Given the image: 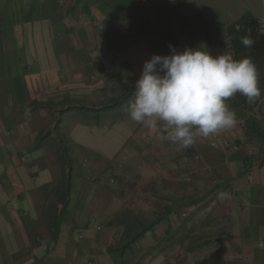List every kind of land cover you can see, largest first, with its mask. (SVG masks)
I'll return each instance as SVG.
<instances>
[{
  "label": "crops",
  "instance_id": "crops-1",
  "mask_svg": "<svg viewBox=\"0 0 264 264\" xmlns=\"http://www.w3.org/2000/svg\"><path fill=\"white\" fill-rule=\"evenodd\" d=\"M102 1L89 7L95 23L83 24L62 0H0V264H138L122 246L127 216L161 242L176 233L183 194L226 189L234 256L264 264V152L252 140L264 132L242 118L185 149L113 106L111 70L128 62L140 76L145 60L170 49L124 48L132 18L124 9L112 22ZM189 1L209 29L202 0ZM217 8L219 43L246 14L264 23V0H217ZM185 47L193 39L178 38L175 48ZM102 96L111 99L91 106Z\"/></svg>",
  "mask_w": 264,
  "mask_h": 264
},
{
  "label": "rangeland",
  "instance_id": "rangeland-1",
  "mask_svg": "<svg viewBox=\"0 0 264 264\" xmlns=\"http://www.w3.org/2000/svg\"><path fill=\"white\" fill-rule=\"evenodd\" d=\"M144 4L151 11V23L154 26L153 34L147 36H134L129 39H125L124 48H129L135 44L144 43L145 52L148 49L164 48L167 45L175 47L173 39L167 34V2L171 0H150L143 1L138 0ZM98 0H62V7L64 9H70V15L76 20L82 21L83 24L90 20L89 23H95L88 13L90 12V4H96ZM204 8L207 12L209 24L211 27L210 35L214 36L215 50L211 51L212 54L223 52L230 54L234 57L232 51L231 42L227 40V43L220 42L221 38L225 34L220 27L222 18L218 17L217 0H202ZM101 8L105 10L107 5L109 14L115 16L111 19L112 22H116L121 19V12L126 9L131 16L133 25L136 28V33L142 31L143 17L139 13L138 8L133 5L131 7L122 6L117 0H108L101 2ZM106 8V9H107ZM85 17V18H84ZM220 18V19H219ZM194 20V17H193ZM219 20V21H218ZM88 22L86 24H89ZM97 25H104L103 23ZM173 29L176 39L186 38L187 42L192 40L191 31L188 25L186 17L177 16L172 18L168 22ZM262 23V22H261ZM264 29V23H262ZM216 26V27H215ZM133 34V35H135ZM225 36V35H224ZM117 42V41H116ZM115 42V46L116 43ZM120 44V43H119ZM225 44V47L222 45ZM223 46V47H222ZM219 47H222L220 50ZM150 51V50H149ZM110 74H108L109 76ZM139 78L137 74L132 70L131 65L128 62L119 64L111 70V92L113 94V100L115 97H121L126 89L130 85L135 84V81ZM132 90V87L130 86ZM111 94V95H112ZM101 99L98 97L91 106L98 105L99 102H106L111 99L108 96ZM134 97L120 99L119 107L121 111L126 108L129 102ZM108 109V108H107ZM119 110V112H120ZM109 111V110H108ZM92 112V111H91ZM105 110H102L104 114ZM250 116L257 121V127L264 132V95L259 105L251 112ZM247 119V117H242ZM236 116L237 121L242 119ZM248 122L245 123L246 129H249ZM264 133L260 135L252 136L254 144L258 145V149L264 152ZM231 147V146H230ZM225 197L219 196L220 192L207 193L203 197H198L195 192L190 196L183 194L180 199L179 209L175 211L174 217L176 221V233L167 235L161 242L156 240L157 234H150L148 237L144 236V232L147 230L142 225L139 218L134 215H129L125 219L124 226V240L122 246L127 245V249H132L131 257L128 260L138 259L144 264H239L241 257L234 256V246L232 242V196L231 191L226 189ZM222 193V191H221ZM234 196V195H233ZM234 199V198H233ZM187 203H190L189 205ZM222 205L226 206V211L223 212ZM133 213V211H130ZM168 229V228H167ZM126 235V236H125ZM135 254V256L133 255Z\"/></svg>",
  "mask_w": 264,
  "mask_h": 264
},
{
  "label": "clouds",
  "instance_id": "clouds-1",
  "mask_svg": "<svg viewBox=\"0 0 264 264\" xmlns=\"http://www.w3.org/2000/svg\"><path fill=\"white\" fill-rule=\"evenodd\" d=\"M240 43L251 48L255 40L245 35ZM169 49L168 55L152 54L144 61L134 98L125 109L132 121L151 132L159 130L161 140L186 149L197 137L235 126L229 98L239 93L249 104L260 98L259 72L251 57L237 60L199 47L178 51L169 45Z\"/></svg>",
  "mask_w": 264,
  "mask_h": 264
},
{
  "label": "trees",
  "instance_id": "trees-1",
  "mask_svg": "<svg viewBox=\"0 0 264 264\" xmlns=\"http://www.w3.org/2000/svg\"><path fill=\"white\" fill-rule=\"evenodd\" d=\"M117 1L125 7H131L135 5L143 17L142 31L136 33L135 35L125 36L123 39H129L134 36H151L153 34L152 30L154 29V26L151 23L152 16L150 9H148L138 0ZM167 3L168 13L166 18L168 21L165 31L167 32L168 36L173 39L174 44H177V39L174 36L172 26L168 22L174 17L182 16L186 17L188 20L194 46L211 53V35L200 7L195 2L189 0H171ZM261 30H264L262 23L259 19L253 17L251 14H246L237 22L232 23L228 29V37L231 41L234 52V59L239 60L243 57H251L259 72V86L262 90V94L255 103L249 104L246 101V98L241 96L239 93L226 101L237 116L241 118L247 117L246 121L248 122V127L251 132L257 130L258 127L256 119L252 118L250 114L259 105L264 95V35H259ZM245 35H249L255 40V43L251 48H245L240 43V37ZM134 91L135 88L133 90L128 89L121 97L130 98L134 94ZM121 97H118L112 101L113 106L120 104Z\"/></svg>",
  "mask_w": 264,
  "mask_h": 264
},
{
  "label": "built area",
  "instance_id": "built-area-1",
  "mask_svg": "<svg viewBox=\"0 0 264 264\" xmlns=\"http://www.w3.org/2000/svg\"><path fill=\"white\" fill-rule=\"evenodd\" d=\"M84 18H85V17H84ZM87 22L89 23V22H90V20L86 21L85 23H87ZM215 144H216V142H215V141H213V142H212V145H215Z\"/></svg>",
  "mask_w": 264,
  "mask_h": 264
}]
</instances>
